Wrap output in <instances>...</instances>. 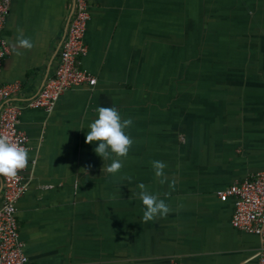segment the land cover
Masks as SVG:
<instances>
[{
    "label": "crops",
    "instance_id": "crops-1",
    "mask_svg": "<svg viewBox=\"0 0 264 264\" xmlns=\"http://www.w3.org/2000/svg\"><path fill=\"white\" fill-rule=\"evenodd\" d=\"M71 7L11 1L0 79L21 87L19 103L55 72ZM89 10L79 61L96 85L20 118L28 190L16 217L28 264H258L259 237L231 226L233 200L217 191L264 169V0H89ZM21 35L32 49L14 50ZM98 107L133 121L116 174L85 142ZM157 160L174 190L155 177ZM139 183L168 215L143 222Z\"/></svg>",
    "mask_w": 264,
    "mask_h": 264
},
{
    "label": "built area",
    "instance_id": "built-area-1",
    "mask_svg": "<svg viewBox=\"0 0 264 264\" xmlns=\"http://www.w3.org/2000/svg\"><path fill=\"white\" fill-rule=\"evenodd\" d=\"M12 0H0V72L9 48L1 37L5 19ZM89 0H72L67 27L58 54V65L45 77L37 94L26 102H18L21 87L4 84L0 79V135L26 148L28 139L20 130V118L24 111L33 108L51 112L60 96L67 90L96 85V78L80 67L79 59L88 53L86 33L90 21ZM19 170L15 178L0 177V264H28L24 244L19 239L16 217L17 203L28 190V182ZM221 201L231 197L234 203L230 220L237 230L256 234L260 240L258 264H264V169L250 179L234 182L217 191ZM170 264H183L172 259Z\"/></svg>",
    "mask_w": 264,
    "mask_h": 264
},
{
    "label": "clouds",
    "instance_id": "clouds-1",
    "mask_svg": "<svg viewBox=\"0 0 264 264\" xmlns=\"http://www.w3.org/2000/svg\"><path fill=\"white\" fill-rule=\"evenodd\" d=\"M33 46L30 39L21 35L17 37L14 50L21 48L30 50ZM20 54L22 53L17 51V55ZM96 113L97 118L90 123L85 142L89 144L97 142V147L94 149L95 153L103 160H112L104 171L109 174H116L123 167L122 158L128 156L134 143L125 131L132 125L133 121L131 118L122 119L115 107H98ZM28 163V150L22 147L19 142L12 141L7 135H0V177L15 178L18 171L25 169ZM151 164L159 183H168V187L174 190V180L169 181V177L164 172L167 165L158 160L152 161ZM137 187L140 189L139 199L145 207L142 216L143 222L154 221L157 216L163 218L170 213L171 209L165 200L159 199L158 195L150 193L144 183H139ZM169 194L165 193V196Z\"/></svg>",
    "mask_w": 264,
    "mask_h": 264
}]
</instances>
